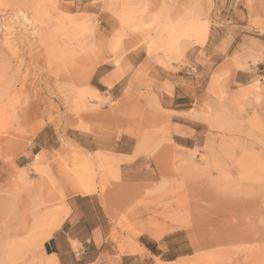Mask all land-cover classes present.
<instances>
[{
	"label": "rangeland",
	"instance_id": "obj_1",
	"mask_svg": "<svg viewBox=\"0 0 264 264\" xmlns=\"http://www.w3.org/2000/svg\"><path fill=\"white\" fill-rule=\"evenodd\" d=\"M136 51L182 112L167 81L104 92ZM78 183L101 230L75 264H264V0H0V264H59Z\"/></svg>",
	"mask_w": 264,
	"mask_h": 264
},
{
	"label": "crops",
	"instance_id": "obj_2",
	"mask_svg": "<svg viewBox=\"0 0 264 264\" xmlns=\"http://www.w3.org/2000/svg\"><path fill=\"white\" fill-rule=\"evenodd\" d=\"M126 70L125 74L122 76H118L117 70L112 67L111 69H102L103 67H107L109 63L100 64L96 72L99 70H103L102 73L97 77L98 84L104 88V92H107L110 96L117 98L122 95V93L128 88L130 84H140L145 81V78H149L153 80V88H156V84H164V82H168L170 84V89L172 95H169L165 92H159L158 97L160 98V103L165 105V110L171 112H182L178 110V107L190 105L186 103V99H188L184 95L179 94V86L176 77L172 76L170 73H165L160 69H156L155 65L146 61L145 57H142L140 51L130 52L126 55ZM257 64L254 68L250 67V71L258 70ZM149 68H148V67ZM148 68L147 77L142 76V74H135L138 69ZM238 75L241 78L238 83L244 84L248 79H244V75H248L250 78V74H248L245 70H237L235 73V79H237ZM243 75V76H242ZM245 80V81H244ZM96 88V87H95ZM95 90L100 91L98 88ZM101 92V91H100ZM117 103V101H113ZM135 149V148H134ZM88 152V151H87ZM96 152H104L102 150H97L92 152V154ZM91 153V152H89ZM115 157H130L131 154L125 153H112ZM92 195L81 196L80 199H73L70 202L69 210L70 213L68 217L63 221L61 226L53 233L52 237L47 240L43 244V251L45 254L55 255L59 261V264H75L80 258L83 257V253L79 255V257L74 256V251L72 247V243H77L81 246H84V249L87 250L89 247L96 246V240L99 236V231L101 230L99 223V213L97 212V206L94 204L91 197ZM87 230L90 233H85ZM147 251L149 249L145 247ZM160 256V255H159ZM130 258V257H128Z\"/></svg>",
	"mask_w": 264,
	"mask_h": 264
},
{
	"label": "bare ground",
	"instance_id": "obj_3",
	"mask_svg": "<svg viewBox=\"0 0 264 264\" xmlns=\"http://www.w3.org/2000/svg\"><path fill=\"white\" fill-rule=\"evenodd\" d=\"M19 13V12H18ZM17 15V14H16ZM20 21H21V23H22V25H23V27L24 28H28V26L29 25H31L32 26V23H31V21H29V19L26 17V15H24L23 13H21L20 14ZM4 28L3 29H5V31L8 33V32H10L11 30H13L12 29V27H9V26H3ZM25 32V31H24ZM34 34V33H33ZM5 43L7 44V45H9V43H11L8 39H6L5 40ZM13 53H15L14 51H13ZM257 87V86H256ZM255 87V88H256ZM92 90V92L95 94V95H97L98 94V91L97 90H95V89H91ZM78 191H76V192H79L80 194H82V195H84L85 196V194H89L90 195V193H92V191L93 190H91V188L90 189H86V187H84L83 185H81L80 183H78ZM77 190V189H76Z\"/></svg>",
	"mask_w": 264,
	"mask_h": 264
},
{
	"label": "built area",
	"instance_id": "obj_4",
	"mask_svg": "<svg viewBox=\"0 0 264 264\" xmlns=\"http://www.w3.org/2000/svg\"><path fill=\"white\" fill-rule=\"evenodd\" d=\"M80 254H81L80 252H77V253H74V256L79 257Z\"/></svg>",
	"mask_w": 264,
	"mask_h": 264
}]
</instances>
